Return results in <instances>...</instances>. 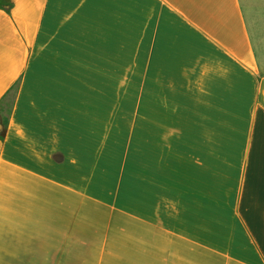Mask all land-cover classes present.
Masks as SVG:
<instances>
[{
	"label": "crops",
	"instance_id": "0c3cea01",
	"mask_svg": "<svg viewBox=\"0 0 264 264\" xmlns=\"http://www.w3.org/2000/svg\"><path fill=\"white\" fill-rule=\"evenodd\" d=\"M0 123V264H264V0H0Z\"/></svg>",
	"mask_w": 264,
	"mask_h": 264
},
{
	"label": "rangeland",
	"instance_id": "374dc122",
	"mask_svg": "<svg viewBox=\"0 0 264 264\" xmlns=\"http://www.w3.org/2000/svg\"><path fill=\"white\" fill-rule=\"evenodd\" d=\"M10 99V102H6V111H8L9 110V108H10V106H11V98H9ZM123 116V117H122ZM126 113H120V118L121 119H124V118H126Z\"/></svg>",
	"mask_w": 264,
	"mask_h": 264
},
{
	"label": "trees",
	"instance_id": "16d2710c",
	"mask_svg": "<svg viewBox=\"0 0 264 264\" xmlns=\"http://www.w3.org/2000/svg\"><path fill=\"white\" fill-rule=\"evenodd\" d=\"M9 98H11V100H12V94H8V96L6 95V97H5L6 100L4 99V103L5 102H10V99Z\"/></svg>",
	"mask_w": 264,
	"mask_h": 264
},
{
	"label": "water",
	"instance_id": "95a60500",
	"mask_svg": "<svg viewBox=\"0 0 264 264\" xmlns=\"http://www.w3.org/2000/svg\"><path fill=\"white\" fill-rule=\"evenodd\" d=\"M2 127L1 123H0V128Z\"/></svg>",
	"mask_w": 264,
	"mask_h": 264
}]
</instances>
